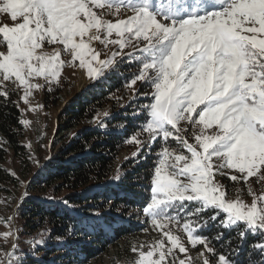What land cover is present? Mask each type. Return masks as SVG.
Returning a JSON list of instances; mask_svg holds the SVG:
<instances>
[{"label": "snow or ice", "instance_id": "obj_1", "mask_svg": "<svg viewBox=\"0 0 264 264\" xmlns=\"http://www.w3.org/2000/svg\"><path fill=\"white\" fill-rule=\"evenodd\" d=\"M0 14L9 21L0 23L3 106L18 90L25 104L36 90L51 94L66 64L95 83L138 65L124 80L132 92L124 115L143 120L127 139L138 146L136 163L154 164L149 195L131 208L161 238L132 247L134 264H264V189L248 184L264 183V0H0ZM219 177L247 185L251 202L229 199ZM173 224L197 250L195 262ZM210 227L217 230L202 234ZM19 231L3 234L14 239L11 251L0 246V264H26L44 246L25 241L23 251ZM249 236L259 239L242 262Z\"/></svg>", "mask_w": 264, "mask_h": 264}, {"label": "trees", "instance_id": "obj_2", "mask_svg": "<svg viewBox=\"0 0 264 264\" xmlns=\"http://www.w3.org/2000/svg\"><path fill=\"white\" fill-rule=\"evenodd\" d=\"M129 66L132 67L127 64L121 70L127 71ZM126 78L124 72L123 75L113 74L86 97L80 96L65 106L67 118L52 146L55 148L61 143L62 150L47 161L36 179L28 184L24 194L28 198L21 201L16 214L21 222L20 249L29 250L25 241H45L44 246L36 249V259L29 257L26 264H88L117 239L129 241L130 237L141 235L143 226L135 221L122 220L112 234L104 232L98 225L99 222L113 223L114 215L129 216L133 212L131 206L138 204L142 207L149 195L147 188L154 157L139 165L133 159L129 160L125 166L133 167L132 170L116 163L118 155L128 147L127 138L141 125L143 117L138 120L122 115L120 107L119 113L98 121L95 110V105L103 103L108 96L110 98ZM11 101L18 103L15 95L11 96ZM12 102L7 106L0 102V139L6 147L5 151H0V207L10 209L16 206L22 188L35 172L33 160L45 149L44 141H39L34 159L30 158L29 147L23 142L24 126L17 122L22 120V113ZM103 121H107L108 127L99 126ZM120 124L125 126L120 128ZM7 152H11L18 164L16 173L4 165ZM97 185L102 189L97 190ZM45 197H55V202ZM61 199H67L70 205L66 207L59 203ZM110 203L112 206L107 212ZM138 213L146 222L147 216ZM69 225L72 226L71 233L68 232ZM216 230L210 227L202 234L211 235ZM231 234L227 232L226 236ZM257 239L259 237H248L238 258L240 261H245L248 244Z\"/></svg>", "mask_w": 264, "mask_h": 264}, {"label": "rangeland", "instance_id": "obj_3", "mask_svg": "<svg viewBox=\"0 0 264 264\" xmlns=\"http://www.w3.org/2000/svg\"><path fill=\"white\" fill-rule=\"evenodd\" d=\"M9 22L8 18L3 14H0V23ZM99 47V45H95ZM55 47H60L59 45H49L46 46L45 51H51ZM126 51H128L126 49ZM65 58L62 56V59ZM131 65L132 67H128L127 71H123L127 78H130L131 75L138 70V65L134 62L126 63L125 65ZM121 66V69L123 67ZM132 68V69H131ZM111 77V76H110ZM109 77V78H110ZM108 81V80H107ZM105 81V82H107ZM43 83V80L40 81ZM103 82V83H105ZM103 83H95L92 79L87 78V76L79 69L74 70L70 65L66 64L65 67L61 70L60 76V84L56 87V89L49 94L46 90H36L33 92V95L30 97V103L25 104L21 100V96L23 95L21 90H18V94L15 95L17 102L20 106V109L23 110L22 120H28L30 123L27 126H24L25 137L24 143L27 145H31L28 149L30 154V158L34 159L36 145L39 141H44L45 149L42 150V153H38L36 159L33 160V166L35 169L34 174L31 176L30 180L25 183V186L22 188L20 198L24 199V194L27 191L28 184L35 180L37 175L39 174L42 167L49 161L53 159L55 155H57L61 150L63 144L58 143V145L53 148V139L60 132L64 120H66L67 115L64 113V108L68 102L80 98V96L86 97L88 93H91L95 88L101 86ZM9 87H13L9 82ZM136 88H139L140 91H145L146 89L141 83H137ZM132 96V92L128 90L127 87L124 86V83L118 91L114 94L110 95L103 100V103L99 102L95 105L96 111L98 113V121L105 119L104 113H108V117L115 113H121L122 115L125 113V105L129 104V97ZM109 98V99H108ZM119 99V103L117 100ZM139 103H144L145 101L141 99L138 101ZM35 108V111L31 109ZM131 111V109H130ZM76 130V129H75ZM74 130V132H75ZM137 129L135 128V131ZM146 133H141V138H143ZM60 142V141H58ZM190 142H192L190 140ZM173 143V142H169ZM173 146L174 143H173ZM0 151H5L6 147L3 145L0 139ZM138 151V146L136 144L128 142V147L124 149L117 157V165L125 166L128 164L127 162L132 159L134 154ZM185 154H187L185 152ZM146 160H143L139 163L142 164ZM4 165L11 172L16 173V162L12 158L11 152H7ZM129 168L130 170L133 167L127 165L125 169ZM219 182L225 185L227 192L229 193V199H235L240 197L244 199L245 202L250 203L252 197L247 194V185L236 184L235 182L229 181L225 177H219ZM256 178L253 177L249 180L248 184L252 186L254 191L257 194L261 193V189H264V183H256ZM97 190H101L102 186L97 185ZM241 189V191H237V189ZM17 202V204H18ZM16 204V205H17ZM111 203L109 204L106 211H110ZM16 206L13 209L5 208L3 206L0 207V246L7 245L8 251L11 250V244L14 237H10L7 241L3 238V234L8 231H15L20 227V220L18 221L16 218L17 211H15ZM19 209V208H18ZM17 209V210H18ZM133 216V217H132ZM112 218V217H108ZM113 223L109 224L106 222H99L98 225L104 229V232H108L112 234L115 226H119L122 224V220L127 221H135L138 222L141 226L140 236L138 237H130L131 239L125 240L124 238H119L115 242L107 245L106 249L101 253H98L94 258H92L88 264H134V261L138 259V256L131 252V248L137 246L138 244H151L155 240L161 238V233L155 229H153L150 223H146L144 218L136 211L131 212L129 216L123 217L120 214L113 216ZM174 234L180 235L182 239H185L186 246L189 248L188 256H191L196 261L197 250L192 248L190 244H187L185 235L178 228L177 225H170ZM106 230V231H105ZM9 247V248H8ZM181 258H184L182 254ZM6 257L3 256L2 251H0V261H5Z\"/></svg>", "mask_w": 264, "mask_h": 264}, {"label": "water", "instance_id": "obj_4", "mask_svg": "<svg viewBox=\"0 0 264 264\" xmlns=\"http://www.w3.org/2000/svg\"><path fill=\"white\" fill-rule=\"evenodd\" d=\"M22 200H23V198H20L18 204L16 205L15 211H17V209L20 207V203H21ZM10 251H11V250H10Z\"/></svg>", "mask_w": 264, "mask_h": 264}]
</instances>
